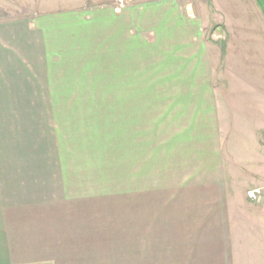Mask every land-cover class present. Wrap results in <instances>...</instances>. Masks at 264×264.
I'll return each instance as SVG.
<instances>
[{
	"label": "crops",
	"instance_id": "1",
	"mask_svg": "<svg viewBox=\"0 0 264 264\" xmlns=\"http://www.w3.org/2000/svg\"><path fill=\"white\" fill-rule=\"evenodd\" d=\"M69 1L66 10L40 6L34 18L0 22L1 111L31 109L33 99H48L59 124L63 114L73 112L63 101H58L63 112L56 109L58 98L119 97L117 132L102 152L120 177L119 243L111 248L121 249L122 257L135 252L136 264H264V172L257 179L261 184L251 188L261 190L258 202L235 187L229 195L227 181L234 177L225 170L212 92L207 86L187 88L190 71L182 62L186 74L181 70L178 79L186 86L171 88L175 35L183 42L192 40L189 20L171 8L172 0L141 1L120 13L110 4H94L96 0H89L91 5ZM79 85L91 93H72ZM97 88H104L99 90L103 93H95ZM13 121L1 126L2 134ZM43 121L48 128L40 131L43 138L21 135L16 143L0 136V191L10 204L36 209L39 225H56V231L7 241L41 257L28 264H108L107 243L117 240L77 232L78 216L85 217L80 204L91 198L82 192L97 189L88 181L83 184L85 175L68 172L70 156L57 144L65 142L62 129L49 131ZM7 140L12 143L5 144ZM61 188L78 194L51 207L49 219L52 197ZM18 213L11 224L29 225L23 212L11 216ZM20 257H10L12 264Z\"/></svg>",
	"mask_w": 264,
	"mask_h": 264
},
{
	"label": "rangeland",
	"instance_id": "2",
	"mask_svg": "<svg viewBox=\"0 0 264 264\" xmlns=\"http://www.w3.org/2000/svg\"><path fill=\"white\" fill-rule=\"evenodd\" d=\"M85 1V5H91L89 0ZM117 1L96 0L94 4H110L115 12L120 13L146 0H123L124 5L120 9H117ZM171 3V8L189 20L188 25L193 32L192 40L187 39L186 42L180 41L175 35L176 63L175 70L172 71L175 82L171 88L182 91L186 86L178 79V74L183 71L178 63L182 62L186 64L184 68L190 71L192 81L186 87H191V84L198 88L207 86L212 92L218 108L219 137L225 170H230L234 177L227 181L228 194L232 195L233 187L247 194L248 189L261 184L257 179L264 172V0H172ZM71 4L69 0H0V22L25 16L34 18L40 6L57 12L71 8ZM161 68L166 66L162 65ZM83 89L84 87L79 85L73 88L72 93H91L88 89ZM102 89L104 88H97L95 93H103L99 91ZM58 101L64 102L65 108L71 107L68 111L73 112L61 115L59 121L63 122L59 124L53 118L55 116H51L48 99L35 98L32 108L23 111L13 106L9 111L2 112L0 107V136L15 139L16 143L18 137L22 138L21 135L29 134L30 138L32 136L36 140L43 138L40 131L45 128L48 130L47 126L44 127L43 120L48 121L49 131L56 127L62 129L60 137L65 138V142L57 144L58 150L68 152L71 158L70 170L74 172H68L85 175L83 184L88 181L97 189L94 191L89 188V193L82 192V197L91 198L80 204L85 217L78 216L81 220L77 221L80 224L77 232L82 233L84 230L90 232V237L117 240L107 243L111 252L106 255L111 257L107 260L110 261L108 264H136L135 252H127L122 257L121 249L111 248L119 243L120 177L118 169H111V158L108 157L107 162L102 158L109 138L117 132L114 129L121 116V99L105 96L58 98L56 109L63 112L64 108L59 106ZM10 110L13 118L8 116ZM72 119L75 120L74 123H71ZM11 120L14 121L8 128V133L2 134L1 126ZM104 135L108 137L105 144L102 142ZM24 138H28V135ZM9 143L12 141L5 142ZM50 145L53 146V143ZM2 154L4 159L5 154ZM66 163L68 162H65V165ZM104 168L111 171L103 172ZM87 175L88 180L85 179ZM260 193L262 195L261 190ZM77 194L76 190L70 195L62 188L56 189L52 197L56 199L47 211L49 219L54 214L50 211L51 207L55 208L64 202V199H70ZM7 198L8 196L0 191V235H4L0 237V246L8 244L13 251L10 247L8 250L0 249V259L4 264H12V256H21L17 264L39 261L41 257L36 252L29 249L18 251L17 248L14 249L17 244L13 245L7 239L41 237V233L55 232L56 225L47 224L42 227V224L39 225L41 217L34 213L38 212L36 209H25L21 205L10 204ZM13 212H23L29 218V225L19 228L11 224L21 215L18 213L11 216ZM8 218L10 219L7 222ZM84 220L87 221L84 223ZM34 255L37 257H33Z\"/></svg>",
	"mask_w": 264,
	"mask_h": 264
},
{
	"label": "built area",
	"instance_id": "3",
	"mask_svg": "<svg viewBox=\"0 0 264 264\" xmlns=\"http://www.w3.org/2000/svg\"><path fill=\"white\" fill-rule=\"evenodd\" d=\"M117 2L119 4L117 9L122 8L123 5H124V3H123L124 1L123 0H118ZM246 195H247V198L249 200L254 201V202H258L259 199H260L261 193H260L259 189H253V190L248 191Z\"/></svg>",
	"mask_w": 264,
	"mask_h": 264
},
{
	"label": "trees",
	"instance_id": "4",
	"mask_svg": "<svg viewBox=\"0 0 264 264\" xmlns=\"http://www.w3.org/2000/svg\"><path fill=\"white\" fill-rule=\"evenodd\" d=\"M261 1V0H260Z\"/></svg>",
	"mask_w": 264,
	"mask_h": 264
}]
</instances>
